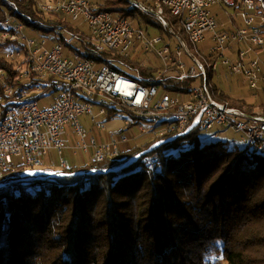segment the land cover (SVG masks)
<instances>
[{
    "label": "trees",
    "instance_id": "16d2710c",
    "mask_svg": "<svg viewBox=\"0 0 264 264\" xmlns=\"http://www.w3.org/2000/svg\"><path fill=\"white\" fill-rule=\"evenodd\" d=\"M39 1L0 0V31L5 13L43 21L38 25L24 20L44 35L54 34L59 25L80 28L64 15L40 11ZM92 10L113 12L131 25L144 21L161 36L171 37L166 27L129 0H92ZM164 11L169 25L186 38L180 19ZM3 56L0 67L7 72V85L27 86L16 81L13 63ZM123 60L143 75L156 72V67L135 59ZM113 66L136 78L127 65ZM212 73L207 82L217 100L248 113L264 111V100L213 83ZM194 79H170L165 88L183 92L184 99L187 90L177 85H191ZM258 85L253 89L264 98V80ZM92 101L108 107L105 122L119 112L101 99ZM146 122L136 119L128 126ZM167 122L151 129L165 128ZM203 130L194 127L174 136L176 127L166 129L152 140L121 144L118 155L102 161L90 158L78 164L68 159L66 167L54 171L62 174L21 172V179L1 185L0 264H264V150L207 142ZM17 167L22 170L24 165Z\"/></svg>",
    "mask_w": 264,
    "mask_h": 264
},
{
    "label": "built area",
    "instance_id": "2783aa9c",
    "mask_svg": "<svg viewBox=\"0 0 264 264\" xmlns=\"http://www.w3.org/2000/svg\"><path fill=\"white\" fill-rule=\"evenodd\" d=\"M129 3L152 15L168 29L171 37L167 39L175 40L167 43L161 35L151 38L146 29L133 27L128 19L113 12H94L92 0L39 1L40 11L64 15L75 23L82 20L88 26L82 31L59 25L56 37L42 34L39 40L24 33L25 27L32 28L24 20L38 25H43V21L5 13L4 30L0 31L4 57L16 62L15 79L27 86L16 89L7 85L0 67V186L21 179L12 157H19V164L41 167L48 176H54L62 174L54 173L55 166H67L63 156L65 150H72L74 154L91 150L92 159L96 161L118 155L121 144L127 142L121 133L123 129L110 131L108 140L99 141L81 122L80 117L86 115L99 132L106 130L108 107L95 104L92 99H101L109 107L129 112L134 116V122L146 119L156 124L167 120L168 125L158 134L176 127L178 132L174 136H177L194 127L208 130L217 125L238 133L241 143L252 150H264V111L248 113L217 100L207 82L208 73L215 72L220 62L230 73L237 74L242 84L259 87L263 80V63L258 58L247 57L257 48L264 50V0H129ZM215 5L228 15L225 6L232 9L240 23L237 25L232 21L229 30L220 28L212 12ZM165 9L180 19L186 38L169 25ZM206 32L211 33L215 44L209 57L195 56L192 48L205 39ZM46 37L53 40L50 48L44 46ZM162 42L160 48L155 46ZM228 42L236 47L234 51L238 57L233 60L224 55ZM141 44L146 51L153 49L164 61L161 70L143 75L139 67H131L123 60L131 58L130 52L136 51ZM241 44L246 48L241 49ZM184 53L194 65L186 67L181 60ZM115 63L127 65L136 78L114 67ZM171 66L175 68L171 69ZM198 77L201 82L198 87L177 85L179 89L187 90L184 99L181 98L183 92L171 96L165 88L172 84L170 79L182 82ZM33 87L56 92L49 106L38 104V99L32 96ZM94 105L99 107L96 112ZM130 123L133 122L125 121L124 126L129 127ZM138 128L142 133L149 132L142 123ZM72 136L74 141L70 142ZM174 136L159 140L153 146ZM51 150L59 159L45 164L43 157Z\"/></svg>",
    "mask_w": 264,
    "mask_h": 264
},
{
    "label": "rangeland",
    "instance_id": "374dc122",
    "mask_svg": "<svg viewBox=\"0 0 264 264\" xmlns=\"http://www.w3.org/2000/svg\"><path fill=\"white\" fill-rule=\"evenodd\" d=\"M225 9L229 11L230 15H228L225 12V10L222 9L221 7H219L218 5H215L212 7V12L214 13L215 18L219 22V24L222 23V26L225 27L226 30H229L230 27L232 26V21H234L236 24H239L240 18L238 16H235L233 10L230 9L229 7L225 6ZM51 15H55V14H51ZM76 24L80 27V30H82V31H84V30L86 31L88 29L87 24L82 20L76 21ZM139 24L143 29H146L148 31L149 36L151 38L156 37V36H160V31L158 28L151 26V25H148L144 21H141ZM132 26L137 27L139 25L136 24V21H134V22H132ZM24 33L28 37L35 38L36 40H39V38H41V36H42L41 32L34 30L30 27H25ZM50 35L56 37L55 33L54 34L50 33ZM163 38H165V41L167 43H172V41L175 40V39L168 40L164 36H163ZM46 40H47L46 45H44V46L47 48H50L53 45V40L50 39L49 37H46ZM162 44H163V42L156 44L155 46L157 48H160L162 46ZM214 44H215V42L211 38V33L206 32L205 33V39L203 41L197 43L196 46L194 48H192V50H193L195 56H199V57L207 56L210 54V49H211L212 45H214ZM231 44H232L231 42H228L226 44V48L224 50V55H225V57L233 60L235 57H238V55L236 54V51H234L236 47L231 46ZM240 48L245 49L246 47L244 44H241ZM4 53H5V49L0 47V55H4ZM130 53H131L130 54L131 58L139 61L140 64H144L145 66H154V67H156V71H159L163 68L164 61H162L160 58L157 57V55L153 49L146 51L143 48V45L141 44V47L139 46L138 49H136V51H133ZM249 57L258 58L264 64V50H262V49H257L256 51H252V52L248 53L247 58H249ZM6 60H8V59H6ZM181 60L185 63L186 67L194 65V62L192 61L191 58H189V56L186 53H184L181 56ZM8 61L13 63L12 68L15 70L16 62L11 61V60H8ZM120 67H123V66H120ZM2 70H3V79H4L7 72L5 69H2ZM211 77H212L211 81L213 83L221 84V86H223L225 89H229L234 93H239L243 97H249L251 95L253 97H256L257 101L264 100L262 95L261 96L258 95L260 92L259 89H253V88H250L249 86L243 87L242 85H244V84H242V83H241V86H239L238 79L240 77L237 74L230 73L226 69V67L223 66L220 62L218 63L216 71L212 73ZM23 81H26V80H23ZM200 83H201L200 77H198V78L194 79L193 81H191V86L193 88L198 87L200 85ZM32 89H33V93H32L33 97L37 96L41 93L46 92V95L44 98L38 99V104L42 107L49 106L51 104V102L53 101L54 97L56 96V92L51 91L49 88H42L41 87L40 89L36 90L35 87H33ZM160 91H162V89H160ZM168 93L171 96L179 95L178 92H168ZM93 108H94V112H96L99 107L97 105H94ZM133 117L134 116L127 111H119L118 114L114 118H112V119L108 120V122H106L107 130L102 131L100 133H99V130L96 129L95 125L92 124V122H90L88 116L83 115L80 117V119H81V122L83 123V125L91 133H93L97 138L102 136L101 138H105L106 140H108V136H109L110 131H118L120 129H123L121 133H123L127 138V142L123 143V146H125V147L133 146L134 144H136L138 142H143L146 139L152 140V137H155V135H158V133L162 130V127H155L153 129H151L155 125V123H153V122L142 123L145 126V129L149 130L148 133L140 132V130L138 128V124H132L129 127H125L124 126L125 121L134 122ZM114 122L117 123V126H115ZM67 128L70 129V127H67ZM202 134H203L204 140L207 142L222 140V141H225L229 147L240 146L242 144L240 141V135L238 133H236L233 130L225 129V128H222V127L217 126V125L211 129L203 130ZM98 140H100V139L98 138ZM73 141H74V136H72V138H70V142H73ZM47 158H50V160H53V161L54 160L58 161L59 156L56 154V152L51 150L46 156L43 157V160H46ZM64 158L65 159L68 158V159L72 160L73 162L75 161L78 164H83V163L87 162L90 158H92V151L90 150L88 153L77 152L74 154L72 150H66L64 152ZM12 162H13V165H17L20 162V158L19 157H12ZM58 168H59L58 166H55V169H58ZM41 171H42L41 167H39V168L32 167V166L22 167L23 173H29L32 175L35 173H39Z\"/></svg>",
    "mask_w": 264,
    "mask_h": 264
},
{
    "label": "crops",
    "instance_id": "0c3cea01",
    "mask_svg": "<svg viewBox=\"0 0 264 264\" xmlns=\"http://www.w3.org/2000/svg\"><path fill=\"white\" fill-rule=\"evenodd\" d=\"M217 22H218V21H217ZM218 24H219V22H218ZM237 25H238V24H237ZM219 27L225 29V27L222 26V23L219 24ZM262 74H263V80H264V73H263V71H262ZM238 82H239V86H241L240 78L238 79ZM242 86L245 87V86H247V85H242ZM243 87H242V88H243ZM250 96H251V95H250ZM44 97H45V96H43L42 98H44ZM42 98H40V99H42ZM114 124H115V126H117V123L114 122ZM110 125H111V124H110ZM87 130H88V129H87ZM106 130H107V128H106ZM106 130H105V131H106ZM100 132H102V131H100ZM100 132H99V133H100ZM89 133H90V135H93V133H91L90 131H89ZM101 137H102V136H101ZM101 137H98V138L100 139L99 141H106L105 138H101ZM98 138H97V139H98ZM104 139H105V140H104ZM49 160H50V158H47L46 160H44V163L47 164V163L49 162ZM69 160H70V159H69ZM69 160H68V158H67V161H69Z\"/></svg>",
    "mask_w": 264,
    "mask_h": 264
},
{
    "label": "water",
    "instance_id": "95a60500",
    "mask_svg": "<svg viewBox=\"0 0 264 264\" xmlns=\"http://www.w3.org/2000/svg\"><path fill=\"white\" fill-rule=\"evenodd\" d=\"M133 159H135V158H133ZM133 159H132V160H133ZM19 170H20V169H19ZM21 172H22V170H20V173H21ZM21 176H22V175H21ZM21 176H20V178H21Z\"/></svg>",
    "mask_w": 264,
    "mask_h": 264
}]
</instances>
